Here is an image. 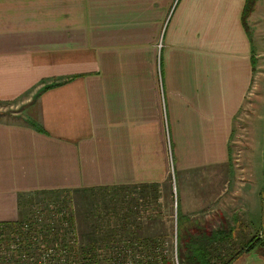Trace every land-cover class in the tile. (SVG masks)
I'll return each mask as SVG.
<instances>
[{
    "label": "crops",
    "instance_id": "0c3cea01",
    "mask_svg": "<svg viewBox=\"0 0 264 264\" xmlns=\"http://www.w3.org/2000/svg\"><path fill=\"white\" fill-rule=\"evenodd\" d=\"M11 102L0 222L44 192H174L184 258L264 264V0H0ZM159 222L139 235L169 236Z\"/></svg>",
    "mask_w": 264,
    "mask_h": 264
},
{
    "label": "built area",
    "instance_id": "2783aa9c",
    "mask_svg": "<svg viewBox=\"0 0 264 264\" xmlns=\"http://www.w3.org/2000/svg\"><path fill=\"white\" fill-rule=\"evenodd\" d=\"M36 210L33 219L0 223V264H166V260L180 264L177 224L169 239L148 241L139 235L141 224L130 222L121 226L131 233L110 234L96 226L90 233L96 237H85L71 211L54 199L45 196ZM120 224L111 226L116 229ZM256 239L264 242V228Z\"/></svg>",
    "mask_w": 264,
    "mask_h": 264
},
{
    "label": "rangeland",
    "instance_id": "374dc122",
    "mask_svg": "<svg viewBox=\"0 0 264 264\" xmlns=\"http://www.w3.org/2000/svg\"><path fill=\"white\" fill-rule=\"evenodd\" d=\"M22 102V101H21ZM22 105L20 102H11L0 104V120L3 118L6 120L15 119L19 116L20 109ZM238 125V140L237 144L239 147L237 149L239 157L242 159V165L248 164L252 161L251 150L249 144L252 142L253 137L250 130L246 128L247 124L251 123L250 117H245L244 120L240 121ZM249 136V137H248ZM246 167V166H245ZM248 170L239 175V185H241L244 178L249 179V174L251 173L249 169L260 168V165H248ZM253 176L255 172H252ZM248 175V176H247ZM251 185V184H249ZM255 183H252V191L254 190ZM55 192V191H54ZM59 198H55L54 202L57 205L66 206L68 210L71 211V219L78 224L79 231L82 236L85 237H96L93 233V229L103 227L109 230L110 234L115 233V231L128 230L121 225L126 222L137 223L140 225V230L146 232L153 224V220L157 218L160 219L159 223L165 224L169 227L170 235L165 236V239L171 238L176 230V206H175V196L174 192H118V190H90L88 192H71V191H58L57 193H51ZM49 197L46 192L40 194H33L27 197L24 210L25 215L21 220L33 219L37 213L36 205L37 202L43 200L44 197ZM159 210V211H158ZM46 215V214H44ZM161 215V216H159ZM163 215V216H162ZM168 215V216H167ZM255 215V214H254ZM166 216V217H165ZM52 220L59 219L56 216H52ZM164 218V220H163ZM82 221V224L81 222ZM177 222H182V215L177 208ZM85 223L90 225L85 228ZM120 224V227L114 229L111 224ZM258 235V233H257ZM256 235V237H257ZM144 239L148 241H154L156 238L142 235ZM180 237V234H179ZM180 245V253H181ZM216 259V258H214ZM214 264L222 262H212ZM174 264V262H172ZM180 264H185L184 260L180 257Z\"/></svg>",
    "mask_w": 264,
    "mask_h": 264
},
{
    "label": "trees",
    "instance_id": "16d2710c",
    "mask_svg": "<svg viewBox=\"0 0 264 264\" xmlns=\"http://www.w3.org/2000/svg\"><path fill=\"white\" fill-rule=\"evenodd\" d=\"M250 2H251V0H250ZM252 7H253L252 4H250V5L248 4V8L245 11L246 15L251 12ZM46 193L52 199L59 198V196H55V195L51 194V193H57V192H46ZM180 257L184 260L185 264H214L209 259H207L206 257L204 259V256L202 258H199L198 255H189V256L184 258L182 250H181V253H180V246H179V262H180ZM166 264H172V261L166 260Z\"/></svg>",
    "mask_w": 264,
    "mask_h": 264
}]
</instances>
